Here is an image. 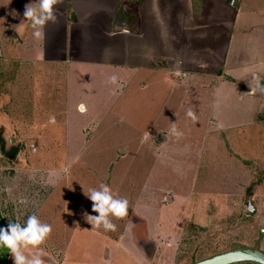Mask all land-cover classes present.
Listing matches in <instances>:
<instances>
[{
  "label": "rangeland",
  "instance_id": "rangeland-1",
  "mask_svg": "<svg viewBox=\"0 0 264 264\" xmlns=\"http://www.w3.org/2000/svg\"><path fill=\"white\" fill-rule=\"evenodd\" d=\"M105 44L93 42L95 49ZM96 54L85 56L92 63L83 78H77L81 87H75L77 76L72 74L70 98L62 85L61 95L27 108L0 84V209L6 226L11 220L24 227L28 216L35 214L52 228L43 244L23 249L25 254L42 250L44 264H53V259L55 264H65L74 254L83 261L84 253L97 259L100 241L92 239V247L90 242L84 247V233L78 226L86 219L85 206L92 204L85 193L99 190L102 183L115 198L128 200L124 218L109 217L117 231L109 230L106 236L117 237L119 226L126 229L134 221L132 216H137L134 210L144 208V200L156 198V203H148L156 211L155 207L172 204L178 193L192 196V203L187 200L183 209L191 204L189 214L180 221L179 230L171 232L179 237L174 240L175 264L237 248L264 251V100L224 88L221 96L194 94L185 101L183 97L184 109L177 117L157 116L161 110L153 95L161 96L166 89L150 93L134 84L128 87L127 71L118 77L113 65L95 67L94 63L106 59ZM120 59L114 56L109 61ZM113 75L118 84L110 83ZM122 84L125 88L118 86ZM84 87L90 92L86 97L79 94ZM177 100L178 95L171 96V108ZM36 109H45V116H54L55 123ZM189 110L195 120L187 115ZM4 111L29 113L22 120L19 116L7 120ZM71 213L75 222L69 218ZM71 236L79 242L71 243Z\"/></svg>",
  "mask_w": 264,
  "mask_h": 264
},
{
  "label": "crops",
  "instance_id": "crops-1",
  "mask_svg": "<svg viewBox=\"0 0 264 264\" xmlns=\"http://www.w3.org/2000/svg\"><path fill=\"white\" fill-rule=\"evenodd\" d=\"M27 4L38 8V0H0V84L27 108L61 95L62 85L70 98L72 74L76 80L83 78L92 63L85 56L92 53L106 57L95 67L113 65L118 77L127 71L128 87L134 84L150 93L166 89L162 98L153 95L161 110L157 116L177 117L184 109L183 97L185 101L194 94L221 96L224 88L264 100V0H63L54 6L57 22L49 21L41 29L42 39L34 37L31 21L23 15ZM94 41L106 44L95 49ZM114 56L123 59L109 61ZM80 82L75 87H81ZM84 89L79 94L86 97L90 92ZM174 95L178 100L171 108ZM36 112L48 117L45 109ZM27 113L4 111L3 118L22 120ZM177 195L172 204L155 207L156 211L148 208L156 198L144 200V208L134 210V221L129 219L126 229L117 227V237L106 236L103 227L97 230L85 219L78 226L84 233V247L89 242L92 247V239L100 241V255L95 259L84 253L82 261L74 254L65 264H175L174 240L179 237L171 232L179 230L180 221L188 216L191 204L183 209L187 200L192 203V196ZM85 209L90 214L92 204ZM69 215L75 222L74 213ZM70 242L79 241L71 236Z\"/></svg>",
  "mask_w": 264,
  "mask_h": 264
},
{
  "label": "clouds",
  "instance_id": "clouds-1",
  "mask_svg": "<svg viewBox=\"0 0 264 264\" xmlns=\"http://www.w3.org/2000/svg\"><path fill=\"white\" fill-rule=\"evenodd\" d=\"M63 0H38V8L32 7L30 4L25 5L24 17L31 21V26L34 29L33 35L37 39L44 37V32L41 30L47 22H57L55 14V7L61 4ZM13 15H16L13 10ZM39 26V27H38ZM112 84H118L117 76L109 77ZM122 88V85H118ZM79 110L85 111V107L80 105ZM188 116L196 119L195 114L189 110ZM50 123H55V117L49 118ZM175 132V129H173ZM180 135V133H177ZM85 195L92 201L93 212H98V216H92L85 213L87 222L93 228H101L105 231H115L116 225L109 219L110 216L116 218H124L128 211V200L115 198L110 187L107 184H100L99 190L90 189ZM52 231L51 225L42 223L35 214L28 216L26 226L21 227L19 221L9 220L6 227L0 228V253L6 248L9 252L10 258L13 259L14 264H44L42 256L43 251H39L34 255H26L23 249L29 246L37 248L45 242ZM53 264L55 260L53 259Z\"/></svg>",
  "mask_w": 264,
  "mask_h": 264
},
{
  "label": "water",
  "instance_id": "water-1",
  "mask_svg": "<svg viewBox=\"0 0 264 264\" xmlns=\"http://www.w3.org/2000/svg\"><path fill=\"white\" fill-rule=\"evenodd\" d=\"M3 227H6V222L0 210V228ZM9 257V252L5 248L4 251L0 253V264H8ZM243 261H253L264 264V251L249 247L237 248L189 264H234Z\"/></svg>",
  "mask_w": 264,
  "mask_h": 264
},
{
  "label": "trees",
  "instance_id": "trees-1",
  "mask_svg": "<svg viewBox=\"0 0 264 264\" xmlns=\"http://www.w3.org/2000/svg\"><path fill=\"white\" fill-rule=\"evenodd\" d=\"M3 149V148H2Z\"/></svg>",
  "mask_w": 264,
  "mask_h": 264
}]
</instances>
